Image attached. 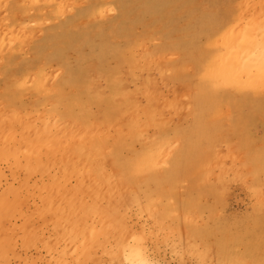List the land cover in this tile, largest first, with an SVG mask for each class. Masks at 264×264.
<instances>
[{"label": "rangeland", "instance_id": "374dc122", "mask_svg": "<svg viewBox=\"0 0 264 264\" xmlns=\"http://www.w3.org/2000/svg\"><path fill=\"white\" fill-rule=\"evenodd\" d=\"M263 46L264 0H0V264H264Z\"/></svg>", "mask_w": 264, "mask_h": 264}, {"label": "bare ground", "instance_id": "6f19581e", "mask_svg": "<svg viewBox=\"0 0 264 264\" xmlns=\"http://www.w3.org/2000/svg\"><path fill=\"white\" fill-rule=\"evenodd\" d=\"M263 47H264V46H263ZM257 49H258V47H257ZM261 49H262V48H261ZM256 51H257V50H256ZM259 51H260V50H259ZM257 52H258V51H257ZM263 52H264V51H263ZM263 52H262V53H263ZM247 54H248V53H247ZM234 55H235V54H234ZM234 55H233V57H234ZM243 55L245 56V53H244V54H241V57H238V58H240V59L236 58L235 62H238L237 59H238L239 61L243 60V59H241V58L243 57ZM260 60H262V59H260ZM241 62H243V61H241ZM241 62H240V63H241ZM229 63L231 64V60H229ZM256 63H257V62H256ZM263 63H264V61H263ZM233 64H234V63L231 64L232 66H231V65H229V66L233 67ZM238 64H239V62H238ZM238 64L235 63V66L238 65ZM261 65H264V64L261 63ZM240 66H241V65H240ZM240 66H238V67L235 68V69H238ZM256 66H257V65H256ZM252 67H253V65H252ZM246 68H247V67H246ZM228 69H229V68H228ZM235 69H234V70H235ZM252 69H253V68H252ZM252 69H251V70H252ZM256 69H257V68H256ZM261 69H263V68H261ZM261 69H259V70H261ZM245 70H246V69H245ZM251 70H250V71H251ZM227 72H228V71H227ZM255 72H256V71H255ZM261 72H262V71H261ZM261 72H260V73H261ZM237 73H239V72H237ZM256 73H257V72H256ZM256 73H255V74H256ZM249 74H251V73L249 72ZM257 74H258V73H257ZM258 75H259V74H258ZM250 76H251V75H250ZM258 77H259V76H257L256 78H258ZM261 77H262V75L260 76V78H261ZM258 79H259V78H258ZM256 80H257V79H255V81H256Z\"/></svg>", "mask_w": 264, "mask_h": 264}]
</instances>
